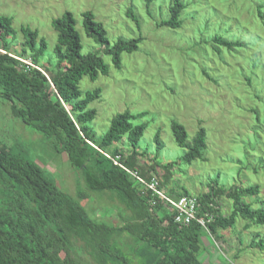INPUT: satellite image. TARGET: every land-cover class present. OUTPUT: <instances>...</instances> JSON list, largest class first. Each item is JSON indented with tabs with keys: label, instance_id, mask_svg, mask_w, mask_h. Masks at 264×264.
<instances>
[{
	"label": "rangeland",
	"instance_id": "rangeland-1",
	"mask_svg": "<svg viewBox=\"0 0 264 264\" xmlns=\"http://www.w3.org/2000/svg\"><path fill=\"white\" fill-rule=\"evenodd\" d=\"M172 0H0V16L11 17L16 31L12 52L22 48V27L37 30L47 42L42 64L55 61L57 33L53 20L70 12L76 20L82 54L101 49L83 29L84 12L90 11L102 23L110 45L118 38H142L137 51L122 55L117 69L109 66L106 76L95 81L83 77L82 93L102 90L89 105L95 119L89 124L97 139L109 130L112 119L125 111L144 114L135 124H145L139 141L141 163L158 164L161 180L169 174L164 191L199 196L210 186L259 187L256 197L244 196L253 208H264V0H184L182 26H159L168 18ZM132 10L137 24L128 17ZM215 35L245 44L235 52L212 49ZM11 38V39H12ZM10 106L0 100V142L16 144L22 154L37 163L46 177L61 191L75 198L85 190L79 173L68 161V154H56L48 140L10 115ZM172 121L182 124L191 142L200 127L207 134L204 157L188 165L180 158L184 150L175 143ZM162 149L157 155L155 137ZM126 143L114 144L127 155ZM122 148H125L122 149ZM171 166L168 167V165ZM168 167V169H166ZM92 194L81 201L89 217L112 225L121 223L106 199ZM263 203V204H262ZM220 212L228 216L232 202L222 196ZM220 239L201 234L199 259L202 264H264V251L252 247L264 241V226L237 218L234 227L219 230Z\"/></svg>",
	"mask_w": 264,
	"mask_h": 264
},
{
	"label": "trees",
	"instance_id": "trees-1",
	"mask_svg": "<svg viewBox=\"0 0 264 264\" xmlns=\"http://www.w3.org/2000/svg\"><path fill=\"white\" fill-rule=\"evenodd\" d=\"M185 8L184 0H172L168 18L159 26L179 29ZM127 15L139 27L131 9ZM82 17L85 34L101 49L82 54L76 20L66 12L52 22L57 33L55 61L42 64L46 40L37 30L22 27V48L12 52L13 20L0 16V100L9 104L12 118L48 140L56 154H68L85 185L73 198L59 190L16 144L0 142V264H202V233L219 240L218 231L234 227L237 218L264 226V208H253L243 200L256 197L259 187L226 189L215 184L196 196L197 217L204 219L206 228L196 220L186 226L176 223L174 214L132 175L137 173L147 182L156 179L162 190L170 180L169 174L159 178L158 164L145 166L139 159L138 144L146 125L135 121L144 114H118L108 132L96 138L89 124L97 112L89 105L101 97L102 90L82 93L79 83L83 77L95 81L108 75L103 55L120 69L122 55L137 51L142 38H118L110 45L94 14L87 11ZM211 44L218 55L221 49L232 53L245 47L242 41L221 35L213 36ZM171 130L175 143L184 150L180 160L190 165L203 159L207 134L202 127L191 142L182 124L172 121ZM121 142L126 143L127 155L119 147L111 149ZM155 144L156 160L162 149L159 134ZM169 191L166 194L172 198L190 195L184 188L183 192ZM92 194L106 199L120 224L89 217L81 201ZM222 196L232 202L228 216L220 212ZM251 246L264 251V241L254 239Z\"/></svg>",
	"mask_w": 264,
	"mask_h": 264
},
{
	"label": "built area",
	"instance_id": "built-area-1",
	"mask_svg": "<svg viewBox=\"0 0 264 264\" xmlns=\"http://www.w3.org/2000/svg\"><path fill=\"white\" fill-rule=\"evenodd\" d=\"M119 159L117 156L115 158V163ZM124 168V167H123ZM136 180L141 183L145 188L152 191V195L157 198L165 207L174 214V220L176 223L182 226L190 224L193 220H196L200 225L206 228L205 221L202 217H197V210L199 203L197 197L193 195L182 196L179 198H172L167 195L166 192L158 188L159 184L156 179H152L147 182L140 178L137 173H132Z\"/></svg>",
	"mask_w": 264,
	"mask_h": 264
}]
</instances>
